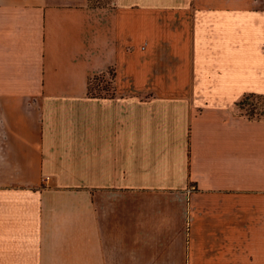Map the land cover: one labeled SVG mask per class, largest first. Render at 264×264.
Returning a JSON list of instances; mask_svg holds the SVG:
<instances>
[{
  "label": "crops",
  "instance_id": "crops-1",
  "mask_svg": "<svg viewBox=\"0 0 264 264\" xmlns=\"http://www.w3.org/2000/svg\"><path fill=\"white\" fill-rule=\"evenodd\" d=\"M248 92L264 0H0V264H264Z\"/></svg>",
  "mask_w": 264,
  "mask_h": 264
},
{
  "label": "rangeland",
  "instance_id": "rangeland-1",
  "mask_svg": "<svg viewBox=\"0 0 264 264\" xmlns=\"http://www.w3.org/2000/svg\"><path fill=\"white\" fill-rule=\"evenodd\" d=\"M90 91L110 92L111 80L108 75L102 74L94 79H90ZM254 105L253 117H264V95L263 94H250L241 103L236 104L235 109L239 114L251 115L250 108Z\"/></svg>",
  "mask_w": 264,
  "mask_h": 264
},
{
  "label": "trees",
  "instance_id": "trees-1",
  "mask_svg": "<svg viewBox=\"0 0 264 264\" xmlns=\"http://www.w3.org/2000/svg\"><path fill=\"white\" fill-rule=\"evenodd\" d=\"M94 78H95V77H94ZM94 78H93V79H94ZM89 91H90V80H89ZM90 93H92V92H90ZM250 94H256V93H254V92H248V93L243 94V96H241V97L239 98V100L236 102V104L241 103V101L244 100V99H246V97H247L248 95H250ZM253 108H254V105L251 106V108H250V114H251V115H248V116L245 115V116H247L248 118H264V117H253V116H252V113L254 112ZM242 115H244V114H242Z\"/></svg>",
  "mask_w": 264,
  "mask_h": 264
}]
</instances>
